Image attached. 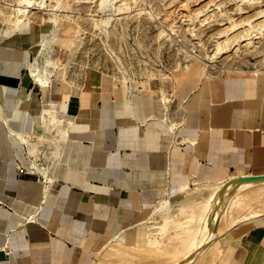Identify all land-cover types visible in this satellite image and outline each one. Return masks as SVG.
I'll return each mask as SVG.
<instances>
[{"label":"crops","instance_id":"crops-1","mask_svg":"<svg viewBox=\"0 0 264 264\" xmlns=\"http://www.w3.org/2000/svg\"><path fill=\"white\" fill-rule=\"evenodd\" d=\"M30 33L28 23L29 40L20 31L0 39V264H91L156 201L194 183L264 174L255 77L214 79L201 92L157 79L144 91L89 84L65 93L29 77ZM53 115L68 133L51 126L30 153L41 116ZM231 247L227 264H264V226Z\"/></svg>","mask_w":264,"mask_h":264},{"label":"rangeland","instance_id":"rangeland-1","mask_svg":"<svg viewBox=\"0 0 264 264\" xmlns=\"http://www.w3.org/2000/svg\"><path fill=\"white\" fill-rule=\"evenodd\" d=\"M21 1L0 0V39L9 32L20 31L13 18L17 15L14 6ZM60 1L47 0L51 8L49 5L48 8L46 5L39 7L38 4H35L29 8L27 16L24 17L27 23L22 26V30L25 31L23 37L29 40L27 35L29 23L30 34H33L35 38V42L30 48L31 58L29 70H27L31 79H33L31 72L35 70L37 74L42 76L43 80L48 82L47 84L59 85L65 90V93L86 89L89 84L96 85L98 88L101 85H109L115 90L123 88L129 91L141 89L144 91L153 83H157V79L162 82L166 81L167 85L173 87L177 92H186L187 90L201 92L211 80L234 77H255V82L264 86V78H262L264 76V0ZM148 10L154 11L155 20L144 13ZM52 12H56L55 21L51 19ZM101 18L104 22H101L103 21ZM238 36L239 39H237ZM241 37L242 39H240ZM225 41L228 44L230 42V44L228 45ZM206 45L208 48H203ZM213 48L217 49L214 50ZM253 51L257 53L255 54ZM241 58H245V60ZM52 125L54 124L44 127L43 130L41 128L36 129L34 135L39 140V142L34 141L36 150L42 144L43 139L47 138V135L53 134ZM25 138L27 139L26 136ZM26 142L28 143V141ZM251 175L254 176L255 174L239 176ZM213 184L210 182L194 183L181 193L168 195V203L172 206L169 212H175L176 221L175 218L172 219L171 217L169 220H172L168 221L170 226L167 222V228L166 226L160 228L158 225L162 216L151 215L152 218L146 223L134 226L132 230L135 231L128 234L129 238H123L122 235L125 234V231H122L118 236L104 241L91 264H105V262L106 264H135L137 257L124 256V253L129 251L134 253L139 250V252L149 250L150 258L157 259V263L150 264H164L166 261L170 263L173 256L180 259L184 255L183 252L179 258L175 253H171L177 247L173 245L177 240L173 243L169 239L172 231H175L177 220L179 218L184 219L181 217L182 213H178L180 210L176 209V206L182 202L185 204L186 200H190V198L196 199L195 201L199 200L204 194H207ZM209 185H212L211 188ZM198 188L199 191L196 190ZM243 191V197L248 200L242 197L246 203L241 200L240 202L244 205L239 204L240 202L236 203L235 206L233 205L231 211L236 212L240 208L241 213L239 210L236 214L232 211V216L236 217V215L246 213L243 211H249L248 203L254 206L252 209L259 213L261 211L262 215L260 213L253 220L230 224V220L227 221L230 219V212L227 210L225 219L219 222L222 224H220L222 226L220 234L207 245L203 243L204 249L201 252L197 251V247L193 250L192 255L189 253L188 258H192L191 263L227 264L231 256L229 254L232 251L231 246L240 234L264 226V190L252 187ZM246 195L250 197L247 198ZM180 201L182 202L180 203ZM158 203L156 201L155 204ZM154 205L146 211L145 218L150 216ZM243 206L244 208L246 206L247 209L244 210ZM236 208L238 209L236 210ZM179 215L180 217H178ZM229 225L230 227L227 229ZM137 232L141 235L139 236ZM115 238H117L116 242ZM160 239L163 240L160 241ZM165 240L169 241L166 243ZM153 241H155L156 246L152 243ZM162 241L164 246H162ZM157 242L158 244L160 242V247ZM107 243L109 245L105 246ZM150 244L152 245L150 246ZM170 249L171 252H169ZM178 252H180L179 249L176 253ZM121 256H124V260L118 261ZM169 256L172 258L169 259ZM99 257L101 261H99ZM173 260L175 262V259H172V262Z\"/></svg>","mask_w":264,"mask_h":264},{"label":"bare ground","instance_id":"bare-ground-1","mask_svg":"<svg viewBox=\"0 0 264 264\" xmlns=\"http://www.w3.org/2000/svg\"><path fill=\"white\" fill-rule=\"evenodd\" d=\"M49 1V0H48ZM59 1V0H58ZM62 1V0H61ZM60 1V2H61ZM23 2V3H22ZM59 2V3H60ZM22 3V4H21ZM57 3V2H56ZM39 5V7H45V5L46 6H48L49 4H48V2H47V0H22L21 2H17L16 3V5L14 6L15 7V10H16V13H17V15H16V17L15 18H13L14 19V21H15V25L17 26H19V28H20V33L24 36V33H25V31L24 30H22V26L25 24V23H27V21H25V19H24V17H26L27 16V13L29 12V8L30 7H33L34 5ZM54 4V3H53ZM57 5V4H56ZM50 6V8H51V5H49ZM49 6H48V8H49ZM123 7V6H122ZM121 7V8H122ZM124 7H126V6H124ZM127 9H128V7H126ZM44 9V8H43ZM52 10V9H51ZM49 12V11H48ZM156 12V11H155ZM264 12V11H263ZM143 13V12H142ZM144 13L145 14H147V15H149L150 17H153L154 18V20H155V18H156V15H155V13H154V11H144ZM196 13H198V12H196ZM201 13V12H200ZM263 13H261V15H262ZM9 15H10V13H9ZM159 15V14H158ZM92 16V15H91ZM95 16V15H94ZM148 16V17H149ZM263 16V15H262ZM10 17H11V15H10ZM51 19L53 20V21H55L56 20V12H52V14H51ZM101 17V16H100ZM103 17V16H102ZM264 17V16H263ZM104 18V17H103ZM158 18H159V16H158ZM102 19V18H101ZM107 19V18H106ZM103 20V19H102ZM101 22H104V20L103 21H101ZM250 22H252V21H250ZM106 23V22H105ZM244 23V22H243ZM247 23V22H246ZM237 25V24H236ZM243 25V24H242ZM237 26H239V25H237ZM236 27V26H235ZM18 28V27H17ZM231 28V27H230ZM233 28V27H232ZM172 29H173V27H172ZM171 29V30H172ZM228 29V28H227ZM231 31V30H230ZM235 31V30H234ZM161 32H163V31H161ZM167 32V31H166ZM165 32V33H166ZM223 32V31H222ZM244 32H246L245 30H244ZM164 33V34H165ZM168 33V32H167ZM225 33V32H224ZM222 34V33H221ZM226 34V33H225ZM242 34H244V33H242ZM241 34V35H242ZM246 34V33H245ZM166 35V34H165ZM217 35V34H216ZM219 35H220V33H219ZM247 35V34H246ZM169 36V35H168ZM27 37V36H26ZM224 38V37H223ZM233 38V37H232ZM26 40H27V38H25ZM29 39V38H28ZM229 39V38H228ZM234 39V38H233ZM237 39H239V36L237 37ZM237 39H236V41H237ZM240 39H242V37L240 38ZM245 39H247V38H245ZM249 39V38H248ZM172 40V39H171ZM170 40V41H171ZM227 42H228V40H226ZM225 41V42H226ZM172 42V41H171ZM226 42V43H227ZM241 42V41H240ZM239 42V43H240ZM250 42V41H249ZM33 43V42H32ZM212 43V42H211ZM210 43V44H211ZM216 43H217V41H216ZM238 43V42H237ZM26 44H29V42L28 43H26ZM228 44V43H227ZM229 44H230V42H229ZM228 44V45H229ZM232 44H234V43H232ZM224 45H225V43H224ZM240 45V44H239ZM210 46V45H209ZM221 46V45H220ZM205 47H207V45L206 46H204L203 48H205ZM214 47V46H213ZM237 47V46H236ZM235 47V48H236ZM208 48V47H207ZM223 48V47H222ZM193 49V48H192ZM191 49V50H192ZM214 50H216L215 48H213ZM226 50H227V47L225 48ZM206 50V49H205ZM209 49H207V51H208ZM214 50H213V52H214ZM258 50V49H257ZM185 51V50H184ZM210 51V50H209ZM235 51V50H234ZM206 52V51H205ZM212 52V51H211ZM212 52V53H213ZM254 52V51H253ZM191 53V52H190ZM211 53V54H212ZM217 53V52H216ZM255 53V52H254ZM257 53V52H256ZM255 53V54H256ZM188 54V53H187ZM195 54V53H194ZM207 54V53H206ZM220 55H221V53H219ZM253 54V53H252ZM191 55V54H190ZM250 55V54H249ZM214 56V55H213ZM192 57V56H191ZM206 57H208V56H206ZM248 57V56H247ZM185 58V57H184ZM209 58V57H208ZM187 59H189V58H187ZM201 59H203V58H201ZM242 59V58H241ZM244 60H245V58H243ZM242 59V60H243ZM216 60V59H215ZM249 60V59H248ZM247 61V60H246ZM262 61V60H261ZM205 62V61H204ZM250 62V61H249ZM211 63L213 64V61H211ZM205 64V63H204ZM209 64V63H208ZM262 64V63H261ZM206 65V64H205ZM207 67V66H206ZM209 67V66H208ZM213 67V66H212ZM216 67V66H215ZM214 68V67H213ZM204 71V70H203ZM207 71H209V70H207ZM200 72H202L201 70H200ZM31 74H32V76H33V80L37 83V84H39V85H45V84H47L48 82H46L45 80H43L42 79V76H40L39 74H37L35 71H32L31 72ZM202 74H203V72H202ZM42 75V74H41ZM206 75V74H205ZM208 76V75H207ZM44 79H45V77H44ZM50 82V81H49ZM41 118H42V120H40L41 121V123H40V125L41 126H44V127H46L48 124H50V123H53L54 125H52L55 129H56V135H57V137H58V135H60V136H64V135H66L67 133H68V130H67V128L66 127H60L58 124L60 123H58V117L57 116H55V115H53L51 118H50V120L47 122V120L45 119V118H43V116H41ZM58 126V127H57ZM55 135V134H54ZM39 139H40V137H39ZM23 140L24 141H27V139L24 137L23 138ZM53 141V140H52ZM55 141V140H54ZM55 144V143H54ZM56 144H57V142H56ZM55 144V145H56ZM52 145V144H51ZM38 149V148H37ZM36 146H35V144L34 143H31L30 144V147H29V152L30 153H32V154H35L36 153ZM250 175V174H249ZM210 186V188H211V186L212 185H209ZM206 187V186H205ZM252 187H258V189H260V190H264V174H257V175H254V176H239V175H230V176H228L226 179H224V180H222V181H220V182H217V183H215V184H213V187L211 188V189H209L208 191H207V194H204L199 200H197V201H195L193 198L191 199L190 197V200H188L187 198V202L184 204L182 201H180V203L182 202V204H177V206H176V209L178 208L180 211H178V213L180 214V212L182 213V215H181V217L182 218H184V219H180L179 218V220H177V222H176V227H175V231H172L173 233L169 236V239H170V241H175V240H177V241H175V242H173V243H175V244H173V245H175V246H177L178 247V249L180 250V252H178V253H180V254H178V253H176L177 252V247H176V249H174L176 252H173L171 249H170V251L169 252H171V253H175L176 254V256L178 255V258L180 257V255L182 256V252H183V254L185 255H183L180 259H177V257L175 258L174 256H173V258L172 259H175V262H176V264L177 263H181V264H188V263H191L190 261H192L191 259L192 258H188V255H189V253H191L190 255H192L193 254V250L196 248L197 249V247H198V249H197V251H199V252H201L204 248H203V243H206V245H207V243H210L214 238H216L219 234H220V232L222 231V226H220V224L221 223H219V222H222L223 221V219H225V213H226V211L228 210L230 213H229V215H230V219H227V221L228 220H230L229 221V223L230 224H234V223H237V222H245V221H249V220H252V219H254V218H257L258 217V215L261 213V211H260V213L257 211V210H254V209H252V204L250 205L249 203H248V205L249 206H247V207H249L250 208V210L247 212V211H243V213L244 212H246V213H244V214H241V215H236V217L235 216H232V211H231V207L234 205L235 206V204L236 203H239L240 202V200L241 201H244V199H245V197H243L244 196V194L242 193V192H244L243 190H246V189H248V188H252ZM200 188V187H199ZM199 188L198 189H196V190H198L199 191ZM204 189V188H203ZM202 189V190H203ZM193 190V189H192ZM195 190V189H194ZM201 190V189H200ZM205 190V189H204ZM207 190V189H206ZM251 190V189H250ZM259 192V191H258ZM191 193V192H190ZM194 193V192H193ZM247 193V192H246ZM250 193H251V191H250ZM260 193H262V192H260ZM192 194V193H191ZM191 194H190V196H191ZM248 195V194H247ZM246 195V196H247ZM251 195V194H250ZM63 196H64V194H63ZM197 196V195H196ZM263 196V195H262ZM195 197V196H194ZM199 197V196H198ZM244 199H243V198ZM248 197H250V196H247V198ZM245 200H248V199H245ZM184 201V200H183ZM189 201V202H188ZM245 202V201H244ZM243 202V203H244ZM178 203V202H177ZM246 203V202H245ZM239 204H241V205H244V204H242L241 202L239 203ZM238 204V205H239ZM256 204V203H255ZM237 205V204H236ZM259 205H261V204H259ZM258 206V205H257ZM264 206V205H263ZM262 206V207H263ZM242 207V206H241ZM247 207L245 206V208H244V206H243V208H244V210L245 209H247ZM254 207V206H253ZM170 208H172V206L168 203V200L167 199H163L162 201H160L158 204H157V206H155L153 209H152V211H151V213H150V216L148 215V217L147 218H145L144 220H142V221H140V223L141 224H143V223H146L150 218H152V216L153 215H161L162 217V220H161V222L159 223V225H158V227L160 226V228L161 227H165L166 226V224H167V222L169 221H171L173 218H175V221H176V217H177V215H175L174 213L175 212H173V213H170L169 212V209ZM239 208V207H238ZM238 208H236V210L238 209ZM259 208V207H258ZM260 208H261V206H260ZM264 208V207H263ZM233 209V208H232ZM235 209V208H234ZM240 209V208H239ZM238 209V210H239ZM256 209V208H255ZM262 209V208H261ZM233 211V212H235V214L237 213V212H239V211ZM241 210H242V208H241ZM260 210V209H259ZM240 213H241V211H240ZM177 214V213H176ZM264 214V213H263ZM152 215V216H151ZM174 215L176 216V217H174ZM261 215H262V213H261ZM172 217V219L171 220H169L170 218ZM178 217H180V215L178 216ZM225 221V220H224ZM168 222V223H169ZM153 223H154V221H153ZM172 223V222H171ZM228 223V222H227ZM228 223V224H229ZM152 224V223H151ZM155 225V224H154ZM168 225V224H167ZM172 225H174V224H172ZM222 225V224H221ZM237 225V224H236ZM235 225V226H236ZM157 226V225H156ZM169 226H170V223H169ZM232 226V225H231ZM168 226H166V228H167ZM230 227V225L227 227V229ZM234 227V226H233ZM172 228H173V226H172ZM150 229V228H149ZM153 229V228H152ZM152 229H151V231H152ZM157 229V228H156ZM155 229V230H156ZM163 229V228H162ZM165 229V228H164ZM170 229V228H169ZM168 229V230H169ZM154 230V229H153ZM170 230H173V229H170ZM123 231V230H122ZM125 231V234L124 235H122V237L123 238H129V236H128V234H129V232H126L127 230H124ZM147 231V230H146ZM163 231V230H162ZM154 232V231H153ZM156 232H158V230H156ZM160 232H161V229H160ZM167 232V231H166ZM120 233V232H119ZM152 233V232H151ZM162 233V232H161ZM168 233V232H167ZM164 234V233H163ZM162 234V235H163ZM169 234H170V232H169ZM157 235H158V233H157ZM117 236H118V234H117ZM158 236H160V234L158 235ZM115 237V236H114ZM148 237V236H147ZM162 237V236H161ZM122 238V239H123ZM158 238H160V237H158ZM116 239L117 238H115V242H116ZM161 240H163V239H160V241ZM178 240H179V243H178ZM166 241H169V240H165V242ZM118 242V241H117ZM154 242L155 241H153L152 243L154 244ZM163 242V241H162ZM119 243V242H118ZM134 243V242H133ZM167 243V242H166ZM171 243V242H170ZM178 243V244H177ZM159 244H160V242H159ZM159 244H158V242H157V245L159 246ZM172 244V243H171ZM170 244V245H171ZM109 244L107 243V245L105 244V246H108ZM111 245V244H110ZM135 245V244H134ZM137 245V244H136ZM152 244H150V246H151ZM155 245V244H154ZM165 244H164V242H163V245L162 246H164ZM202 245V246H201ZM114 246V245H113ZM156 246V245H155ZM154 246V247H155ZM168 246V245H167ZM172 246V245H171ZM202 248H201V247ZM134 247V246H133ZM160 247V246H159ZM104 248V247H103ZM120 248V247H119ZM122 248V247H121ZM129 248H130V246H129ZM152 248V247H151ZM144 249V248H143ZM153 249V248H152ZM125 250V249H124ZM147 250V249H146ZM161 250V249H160ZM169 250V249H168ZM104 251V250H103ZM140 251V250H139ZM134 252V253H132V252H128V253H124V256H129V257H133V258H136L137 257V259L135 260V264H150V263H157V259H153V258H150V251L148 250V251H142V252ZM155 251H157V249H155ZM162 251V250H161ZM165 252V251H164ZM203 253V252H202ZM201 253V254H202ZM169 254V253H168ZM197 254V253H196ZM102 255V254H101ZM100 255V257H102V256H104V255H102L101 256ZM119 256V255H118ZM124 256H121V257H119L120 259H118V261H123L124 260ZM197 256V255H196ZM199 256V255H198ZM99 257V261H101V258ZM115 257V256H114ZM183 257H185V258H183ZM191 257V256H190ZM104 258V257H103ZM116 258V257H115ZM170 258V256H169V259H171ZM143 259H145V260H143ZM168 259V261L170 262V260ZM172 259H171V262L170 263H168L167 261L165 262L166 264H175V262H174V260H173V262H172ZM203 259V258H202ZM193 260H195V258L193 257ZM98 261V260H97ZM102 261H104V259H102ZM164 262V261H163ZM100 263V262H99ZM164 263V264H165ZM97 264V263H96ZM103 264V263H102ZM105 264H106V262H105ZM191 264H193V262L191 263Z\"/></svg>","mask_w":264,"mask_h":264}]
</instances>
